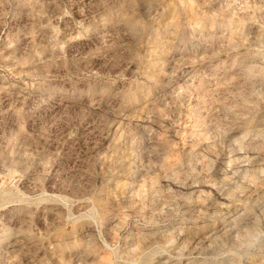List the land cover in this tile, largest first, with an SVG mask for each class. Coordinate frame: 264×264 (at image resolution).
Here are the masks:
<instances>
[{"label":"rangeland","instance_id":"rangeland-1","mask_svg":"<svg viewBox=\"0 0 264 264\" xmlns=\"http://www.w3.org/2000/svg\"><path fill=\"white\" fill-rule=\"evenodd\" d=\"M0 264H264V0H0Z\"/></svg>","mask_w":264,"mask_h":264}]
</instances>
